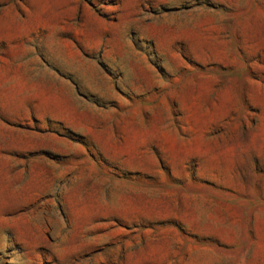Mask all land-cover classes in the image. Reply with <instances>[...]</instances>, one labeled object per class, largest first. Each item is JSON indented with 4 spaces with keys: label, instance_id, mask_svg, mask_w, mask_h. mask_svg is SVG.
<instances>
[{
    "label": "rangeland",
    "instance_id": "rangeland-1",
    "mask_svg": "<svg viewBox=\"0 0 264 264\" xmlns=\"http://www.w3.org/2000/svg\"><path fill=\"white\" fill-rule=\"evenodd\" d=\"M0 264H264V0H0Z\"/></svg>",
    "mask_w": 264,
    "mask_h": 264
}]
</instances>
